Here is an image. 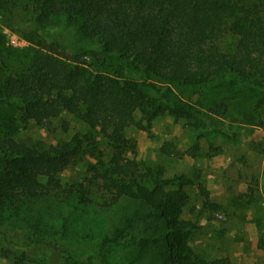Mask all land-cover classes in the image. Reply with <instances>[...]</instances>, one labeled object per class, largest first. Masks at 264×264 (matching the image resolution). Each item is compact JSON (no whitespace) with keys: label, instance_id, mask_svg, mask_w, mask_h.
I'll return each instance as SVG.
<instances>
[{"label":"trees","instance_id":"16d2710c","mask_svg":"<svg viewBox=\"0 0 264 264\" xmlns=\"http://www.w3.org/2000/svg\"><path fill=\"white\" fill-rule=\"evenodd\" d=\"M0 14V25L21 24L40 37L21 65L0 47V106L17 112L7 116L0 135V211L8 208L0 213V238L21 230L25 245L48 246L61 256V264H110L101 258L109 246L137 243L161 246L165 264H231L228 256L206 259L189 241L198 226L182 216L189 201L184 187L195 185L208 210L219 207L198 181L199 172L166 176L162 165L139 161L136 141L126 128L149 129L164 112L196 117L192 103L169 94L172 84L260 89L256 107H262L264 0H0ZM53 18H61V29L71 26L94 39L104 57L122 61L123 70L109 73L102 62L82 61L79 51L67 54L58 32L45 27ZM229 35L233 42L228 48L223 41ZM62 111L89 130L39 146L14 136L17 121L42 124ZM202 119L200 133L213 138L223 132L234 140V129ZM62 128H68L66 120ZM100 144L108 149V159L93 165L94 177L60 182L58 173L74 161L103 157ZM94 191L100 207L122 199L144 205L147 216L163 222L162 231L140 233L132 212L111 233L88 237L74 232L71 213L87 207ZM46 198L66 207L57 214L55 227L27 225V203Z\"/></svg>","mask_w":264,"mask_h":264},{"label":"rangeland","instance_id":"374dc122","mask_svg":"<svg viewBox=\"0 0 264 264\" xmlns=\"http://www.w3.org/2000/svg\"><path fill=\"white\" fill-rule=\"evenodd\" d=\"M61 25V18H53L45 27L51 32H58L59 40L68 45L67 54L79 51L82 61L102 62L109 73L115 69L123 70L122 61L104 57L94 39L81 35L71 26L63 30ZM32 30L21 24H17L16 28L0 25V47L9 51L14 63L21 65L28 59L25 53L29 47L34 44L37 47L36 43H40V37L35 36ZM30 39H33L32 42ZM232 42L231 35L223 41L228 48ZM149 81L153 82L154 79L150 78ZM148 86L152 88L150 83ZM261 91L247 87L230 90L217 83L193 87L172 84L169 94L177 100L192 103L196 117L182 118L164 112L153 119L149 129L134 125L126 128V135L136 141L139 161L162 165L166 176L174 173L191 176L199 172L198 181L208 191L209 200L219 207L208 210L203 206V196L198 188L188 185L184 188L189 201L182 216L191 218L198 226L190 233L189 241L194 251L206 259L228 256L231 264H264V105L256 107ZM222 102L226 103V107L223 105L212 110L214 105ZM8 115H17V112L8 109L5 104L1 105L0 135ZM203 117L234 129V140L223 132L213 138L206 132L200 133ZM63 120L67 121L66 130L62 128ZM15 130L14 136L18 140L39 146L67 140L75 133H85L89 127L79 118L62 111L60 117L42 124L17 121ZM100 148L103 157L96 162L87 156L74 161L58 173L60 182L73 183L94 177L93 165L108 159V149L104 144H100ZM99 197L94 191L92 202L87 207L73 209L71 221L74 232L88 237L111 233L120 225L124 215L132 212L137 214L135 219L139 231H162L163 222L147 216L144 205L122 199L114 205L100 207ZM25 207L21 210L25 208L23 214L29 219L27 225L37 223L42 229L55 227L57 214L66 208L64 204L49 198L30 200ZM7 211L8 208L0 213L5 215ZM0 247L4 248L0 249V264L62 262L61 256L48 246L25 245L21 230L8 232L6 237L1 236ZM103 253L101 258L110 264H165L164 249L154 244L111 245Z\"/></svg>","mask_w":264,"mask_h":264}]
</instances>
